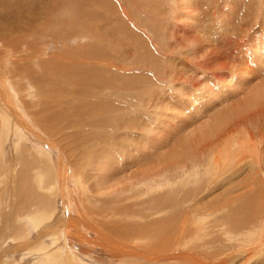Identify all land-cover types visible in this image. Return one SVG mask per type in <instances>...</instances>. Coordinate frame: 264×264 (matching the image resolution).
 <instances>
[{
	"label": "rangeland",
	"instance_id": "374dc122",
	"mask_svg": "<svg viewBox=\"0 0 264 264\" xmlns=\"http://www.w3.org/2000/svg\"><path fill=\"white\" fill-rule=\"evenodd\" d=\"M9 1L0 0V27L7 29L8 34H10L9 37L12 39L24 40L25 45H27L26 55L35 56L34 59L30 58L29 60L28 67L31 68L29 70L42 74L41 76L38 75L39 79L34 80L35 84H33L38 89V97L34 93L33 85L28 80L22 82L15 79L19 85H25L24 92H19L16 87L18 84L14 83L13 86L16 93H21L25 97L22 98L25 101L24 104H27L25 108L27 115L33 117V114L36 115L37 113L40 120L45 118L47 124H42L41 128L33 118H30V122L32 121L31 124L43 136H46L47 141L54 142L56 149L52 148V150L42 145L38 146L46 153L49 152L48 154L53 161L60 160V153L65 161L68 160L69 165H67V168L72 181L67 191L74 190L73 182H75L70 169L72 164L68 155L72 154L74 159L71 160L73 164H76L75 167L73 166L75 169L79 167L82 170L81 168L84 167L82 178L83 181L86 180L85 183H89V188H95L92 184L93 179L87 182L91 175H94L95 178L98 177V179L104 180L102 186L108 189L110 186L119 184L118 182L123 179L122 177L131 176L134 169L125 168L126 171H122L120 161H116L120 169L112 174L113 176L109 174V177H107L103 172L99 174L95 172L99 166H97L98 163L95 159L99 158L102 161L104 156H108L113 150H117L114 153V158L121 157L118 152H122L123 149L130 150L131 140H136L140 129L137 130L136 137H134L135 129H142V125H145L146 129L153 130L154 128L157 131L151 137L154 141L159 137L167 138L170 136L168 144L165 143L162 148L156 151V157L150 158V164H154L156 159L157 161L161 159V155H163L162 159L164 160L167 157L166 153L173 149L175 143H178L182 138H193L194 140L197 136L201 137L204 134L203 131L206 130L205 128L212 124L213 121L211 122V120L214 115L222 116L226 113L236 115L235 119L227 126H232L233 130L237 127L234 133L236 138L242 141L248 135L251 136V144L258 151L257 153L260 152L258 163L255 162V168L257 167L258 171L260 169L261 173H264L262 168L264 167V0H104V2L103 0H84V3H82L83 0H44L42 4L39 0H35L38 4L40 3L35 9L37 12L40 11V16H45V25L40 27V22H37L36 28L34 27L27 34L19 30V32H12L14 27L23 30V27L20 26L21 21L24 23L25 18L29 17L27 13H24V8H27L26 1H24V4L15 0L10 2V5L8 4ZM102 3L105 4L102 5ZM81 4L82 7L79 6ZM184 5H187L188 8ZM76 8H79L80 15L76 12ZM31 11L32 9L28 13ZM15 13H22V18L21 20L18 19V22L14 20ZM77 15L79 16L76 17ZM71 22L76 23L77 34L72 35V30L68 28V24H72ZM15 24L18 26H15ZM88 25H90V28ZM71 32L72 34H70ZM82 33H85L84 36ZM0 50L6 54L4 51L6 50V44L0 42ZM9 54H6V65L3 64V66H6L3 67V72L6 69L7 73L5 74L8 78L14 72V66L11 63L13 56H9ZM16 55H18V52ZM37 55H45V59L39 58L37 60ZM2 57L4 58L3 55H0V58ZM14 57L19 58V56ZM45 60L50 66L58 64L59 67L54 70L51 69L52 66H46V70H44L42 64ZM76 72L81 75L79 78L75 74ZM45 76L48 78H44ZM72 85L74 86L71 91ZM229 87L233 88L230 89ZM56 88L57 90H55ZM28 91L30 96L26 98L24 93ZM17 100L20 102L19 98ZM42 105L44 109H42ZM194 107L200 108L199 110L203 116L194 118L192 112H194V109L198 110ZM82 116H85L86 119L80 120ZM66 117H72L76 120L73 121L74 123L69 124L70 127H67V131L60 125L63 124V120L60 119ZM140 117L141 119H139ZM173 117L175 120H173ZM187 117H190V119H187ZM135 118L137 120H134ZM193 118L192 122L191 119ZM100 119L103 121L101 122ZM97 120H100V122L95 123L94 121ZM188 120L190 123L185 124ZM127 121H130L131 125ZM31 124L29 129L34 130L35 127ZM39 125L41 124L39 123ZM43 126L50 135L48 132H44ZM120 127H123V129L126 127L127 130H122V132L119 130L122 129ZM74 129L79 132V135L84 133V137L89 134V139H94L98 135L97 141L100 143L97 150L95 147L94 149L85 147L73 150L67 146L69 142L62 141L60 137L66 132L73 134ZM182 129L185 132H181ZM111 132H114L111 136L115 137L114 141H110ZM124 133H127L126 137H124ZM121 137H124L123 142ZM34 144L32 142L33 147H35ZM91 144H88L89 147ZM1 145L3 148V150L1 148V152H4L5 157H11L14 142L7 139V142ZM32 150L37 151L36 149ZM200 150L201 147H198L194 153L197 154ZM193 154L189 155L184 167L189 168L193 163L198 164V158L192 161ZM240 159L237 156L235 161H240ZM259 162L261 165H258ZM173 169L174 167L170 166L166 172L172 178L179 175L177 170L172 174ZM237 170L238 165L233 164L216 176L206 177L202 181L204 195L210 194L208 202L214 197L227 199L234 197L235 194L236 196L238 194L239 197L246 196L242 198L243 203L240 200L241 202L239 201L238 204L236 202L233 205V207L236 206L234 209H239L237 207L239 206L242 211L240 210L241 212L237 213V219L231 224L240 225L247 214H250L249 216L251 214L259 215L258 218L260 219L257 220L256 224H261L264 221V218H262V216L264 217V192L259 193L261 191L257 188L258 185L255 188L259 192L256 190H254L255 192L248 191L249 189L246 188V185L244 186V183L246 177L253 176V179H255L253 181L257 184L259 180L255 177H261L262 174L259 173L258 176H254V172L248 167L244 168L239 176H235L234 173L238 172ZM122 172L126 173L122 174ZM238 181L241 182L240 184L243 183V186L240 187ZM231 187H236L234 190L236 193L227 196L231 192L229 190ZM242 187L245 189L243 190ZM190 188L191 185L184 191L185 200L189 202L186 205H191L188 194ZM107 189L102 191L104 193L101 192V194L95 193L98 189H94L93 192L90 189L86 193L87 200L85 202L84 193L82 196L80 191L75 188L79 193L76 194L77 197L75 196L71 212L63 211L60 197L56 204L57 212L63 213L66 219L75 220L65 240L62 239L63 244L66 249L79 253V258L86 264H118L117 261L111 259L110 250L105 246V244L110 246V206L116 200L110 199V191L108 192ZM5 192L7 193V191ZM107 193L109 194L107 195ZM177 194L181 193L177 191ZM249 194L254 195L251 197ZM0 196L2 205L7 196L4 199L5 193L2 191H0ZM133 200L126 201L125 204H140L138 203L139 200H134L135 202ZM261 200L263 201L261 202ZM192 202H195V200ZM258 202L260 204H257ZM203 203H207V201L205 200ZM212 204L213 212H215L214 210L218 208L217 201L212 200ZM247 205L249 208L246 207ZM85 208H88L92 213L89 214L88 225H81L78 223V214L81 211L85 212ZM194 208H196V205ZM138 209L139 207L135 205L126 208V211L129 212L126 224H130L126 229H130V231L133 230V226L136 227L132 219ZM211 211L212 209L208 212L205 210L202 212L211 213ZM214 214L219 216V219L221 218V212H215ZM155 220H159L158 217L147 221V223L151 224ZM195 220V227L206 220L211 221L212 224L214 223L212 215H207L203 219L195 217ZM57 229L61 233L63 228ZM47 231L51 233L48 228ZM47 237H44L43 241H39L37 233L32 232V244L36 243V246L33 245V247L46 246L51 249L53 240ZM257 243L259 244V241ZM232 244L234 246L230 248L231 255L226 256L225 259H232V264L234 262L242 263L246 258L243 253L245 248L236 242ZM7 245H9L8 248L12 249L13 242L9 240ZM260 246H257L256 249L262 248L264 245ZM254 248V246H252V249L250 247L247 254H251L250 251ZM12 250L8 253L4 251L6 254L3 255L2 253L1 255L2 259L8 263H10L9 261L12 263L13 261H21L20 257L26 253L21 250L22 254L20 252L14 254V248ZM218 261L221 262L223 259ZM252 262L254 260L250 261V263ZM31 263L26 262V264Z\"/></svg>",
	"mask_w": 264,
	"mask_h": 264
},
{
	"label": "bare ground",
	"instance_id": "6f19581e",
	"mask_svg": "<svg viewBox=\"0 0 264 264\" xmlns=\"http://www.w3.org/2000/svg\"><path fill=\"white\" fill-rule=\"evenodd\" d=\"M14 1H9L8 4L10 5V2ZM19 1L23 3L24 1H26L27 8L24 6V13H27V16L29 17L25 18L24 23H22V21L21 24L19 23L20 26L23 27V30L18 27H14V31L12 32H16L19 30L20 32L24 31L27 34L29 33V31L33 30L34 27L36 28L37 22H40V27H44L45 16H40V11L37 12V10L35 9L39 6L40 3L38 4L35 0H18V3ZM39 1L41 2V4L44 2V0ZM82 3H84V0ZM13 4L15 5V3ZM104 4L102 3V5ZM79 6L82 7V4ZM31 9L32 14H30L31 12L28 13ZM75 10L79 15L81 14L79 13V8H76ZM22 13H15L16 16L14 20L16 22H18V19L21 20ZM79 15H77L76 17H78ZM71 23L72 24H68V28L72 30L73 34L72 32L70 34H77L76 23ZM15 26L18 25L15 24ZM88 26L90 28V25ZM3 28L4 27H0V42L6 44V50H4L6 54H9L12 51L9 56H13L11 58V63L14 66V72L11 73L10 78H8L5 74L7 73L6 69L3 72V67H6L3 66V64L5 63L6 65L7 59L6 54L4 52H1L0 50V55L4 56V58H0V191L5 193L4 199L7 196L5 200L3 199L4 204L2 205V199H0V264H26V262H32L31 264H86L79 258V253L73 252L68 248L66 249L65 245L63 244L62 239L64 238L65 240L66 235L67 233L69 234L71 230L70 228L75 220L72 219L71 221L69 219H66L63 213L61 214L60 212H57L56 204L58 198L60 197L63 211L71 212V207L72 205H74L75 196L79 193L77 191H80V194L82 196L84 193V201L86 202V193H88L90 189H92V192L94 189H98L95 191V193L101 194V192L106 191L107 188L105 189L102 186L104 180H101V178H99V180L98 177L95 178L94 175H91L90 178L88 177L89 179L87 180V182L90 179H93L92 184L95 188H89V183H85L86 180L84 179L85 181H83L82 178V170L84 169V167L81 166L82 170H80L79 167H76L79 170L75 169L74 165L76 164H73L72 160L74 158H72L71 154L68 156L70 157V163L72 164V168L70 167V169L72 170V173L74 175L73 177L75 179V182H73L74 190H68L69 192L67 191L69 184L72 181L67 168V165H69L68 160L65 161L63 159L62 154L60 153V160L53 161V159L48 154L49 152L46 153L42 148L38 146L42 145L46 148L56 149L54 142L47 141V139L45 138L46 136H43L40 131H38L37 128L33 124H31L32 121L30 122V118H33L34 120H36V123L41 128L42 124H47L45 118L40 120V117H38L37 113L36 115L33 114V117H29L25 112V108L27 107V104L25 105V101L23 100V98L25 97H23L21 93H16L15 88L13 86L14 83L16 85L18 84V86L16 87L19 89V92H24L25 85H19L18 81L16 82L15 79L21 80L22 82H24V80H28L33 85L35 84L34 80L39 79L38 75H42L37 74V71L29 70L31 69L30 67H28L29 60L30 58L34 59L35 56L29 54L26 55L27 45H25L24 40L22 38L21 39L23 41L12 39L11 37H9L10 34H8V30ZM17 52L18 55H16ZM14 56H19V58L17 59ZM44 57L45 55H37L36 59L38 60L39 58ZM57 65L58 64H52L51 67L49 63L46 62V60L42 64L44 70H46V66H50L51 69L55 70L59 67ZM75 74L78 75V78L81 76L78 74V72H76ZM46 77L47 76H45L44 78ZM73 86L74 85H72V88L70 89L71 91L73 90ZM33 87L35 91L34 93L37 94L38 89L34 85ZM55 90H57V88ZM29 93V91L24 93L26 98H29ZM17 98L20 99V102L17 100ZM42 107V109H44L43 105ZM194 108L198 109H194V112H192L194 118H196V116H203V114L199 110L200 108ZM85 116L80 117V120H83ZM190 117H187V119H190ZM235 117V114L228 113L223 114L222 116L214 115L213 119L211 120V122L213 121L212 124L205 128L206 130L203 131L204 134H202L201 137L197 136L193 140V138L190 139L184 136L185 138H182L181 140H179L178 143H175V147L166 153L167 157H164V160L162 159L163 155H161V159L159 161H157L156 159L154 161V164H150V158L156 157V151L162 148L163 145L169 141L170 136L167 138L159 137L156 141H154L151 137L152 134L154 132L156 133L157 131H155L154 128V131L148 128L146 129L145 125H142V129H135L134 137H136L135 134H137V132L139 131L138 129H140V132H138L136 140H131L132 145H130V150L123 149L122 152H118L121 157L114 158V153L115 151L117 152V150H113V152H111L108 156H104V161H101L99 158L95 159L98 163L97 166L99 165L96 168L95 172H97L98 174L103 172L104 175L106 174L107 177H109V174L110 176H113L112 174H115L120 169V167L117 165L118 162L116 161H120L122 171H126L127 168L129 170L134 169L132 171L131 176H124L122 177L123 179H121L120 176L121 180H119V184L108 187V189L110 190L107 189L108 192L110 191V199H116L114 201V204L110 206V246L103 243L105 244V246H107L108 250H110L112 260L117 261L118 264H232V259L228 258L227 260L225 259V257L231 255L230 248L234 246L232 243L236 242L237 244L245 248L243 249V253L245 254L246 258L242 263L234 262V264H249L251 260H254V262L250 264H264V246H262V248L258 247L259 249H256L257 246L264 245V221L261 224H256L257 220L260 219L258 218L259 215L251 214V217L249 216L250 214H247V217L240 225L236 226V224H231L234 222L235 219H237V213H240L242 211L239 206H237L239 209H234V207L236 206L233 207V205L236 204V202L238 204L240 200H242L243 203L242 198L246 196L239 197L238 194L236 196V192L234 191L236 187H231L229 188L231 192H229L227 196L232 193L235 194L234 197L232 196L227 199H223L221 197H214L208 202V196H210V194L204 195V189L202 188V181L206 177L208 178L214 175L216 176L222 170L230 167L233 164L238 165V172L234 173L235 176H239L242 170L248 167L252 169L251 171L254 172V176H258V174L261 173L260 169L259 172L257 170V167L255 168V162L258 163V157H260L258 155H260V152L257 153L258 151H256L253 147V144H251V136L247 134L248 137L241 141V139L236 138V136L234 135L235 131L237 130V127L234 130L232 126L227 127L235 119ZM147 118L150 119L149 117ZM194 118L191 119L192 122ZM37 119H39L40 121H37ZM69 119L71 120L69 121ZM139 119H141V117ZM60 120H63V124L60 125L65 131H67V127H70V123L76 121L72 117H66ZM100 120L94 122L98 123L100 122ZM134 120L137 119L135 118ZM173 120H175V118ZM102 121L103 120H101V122ZM140 122H142V120ZM188 122L189 120L186 121L185 124ZM39 123L41 125H39ZM127 123H130V121H127ZM30 124L35 127L34 130L29 129L31 127L29 126ZM129 125H131V123ZM187 125L189 126V124ZM126 127L125 129L127 130ZM120 128H122L119 129L120 131L125 130L123 129V127ZM42 129L44 130V132H46V128L44 126L42 127ZM181 132L185 131L182 129ZM78 133L79 132H77L76 130L75 132H73V134H69L66 132L63 133L62 136L60 135V139L62 141L69 142V145L67 146H69L73 150L76 148L80 149L85 147L88 149H94L95 147L97 150V147L100 143H98L97 141L98 135H96L94 139H89V134L84 137V133H82L81 135H79ZM48 134L50 135L49 132ZM112 134H114V132H111L110 134V141L115 140V137H111ZM126 136L127 133H124V137ZM123 138L121 137V141ZM7 139H10L14 142L13 155L11 157L9 156L8 158L5 157L4 152H1V144L7 142ZM59 141H57V143H59ZM32 142L35 143L34 145L36 148L33 147ZM89 143H92L90 147L88 145ZM198 147H201V150L199 151V153L195 154L194 152L197 151ZM32 149H36V153ZM190 154H193L191 157L192 161L198 158V164L193 163L191 164V167L187 168L184 166L186 165ZM237 156L241 158L240 161H235ZM84 164L87 165L86 162H84ZM258 165H261L260 162ZM170 166H172V168L174 167V169L172 170V174L175 173L176 170L178 171L179 177L176 176L178 177V179H176V177H169V175L166 174V172L168 171L167 169ZM262 168L264 169V167ZM92 171L94 172V170ZM125 173L126 172H122V174ZM261 174V177H255L259 180L257 181V184L253 181L255 180L253 179V176L245 178L244 186L246 185V188L248 187V191L255 192L254 190L257 191V188H259L261 192H257H259L260 194L264 192V173ZM240 181H238L239 184L241 183ZM247 181H249L248 184H246ZM189 185H191V188L189 190L190 193H188L191 205H186L189 202H186L185 200L184 191L187 187H189ZM257 185L259 187H257ZM241 186H243V183L240 184V187ZM102 187L103 190L101 189ZM75 188L76 190H78L76 191ZM242 189L244 190L245 188L242 187ZM5 191H7V193ZM177 191H179L181 194H177ZM108 194L109 193H107V195ZM253 195L254 194H252V196ZM133 199L135 201L139 200L138 203L140 204H125L126 201ZM134 200L133 202H135ZM193 200H195V202H192ZM205 200L207 201V203H203ZM212 200L217 201L218 208L214 211L221 212L220 219L219 216L215 215V212H213ZM262 201L263 200H261V202ZM257 204H260V202H258ZM134 205L138 206L139 209L136 211L135 216L132 219L136 227L133 226V230L130 231V229H126V227L130 225L126 224L128 222L126 218L129 216V212L126 211V208ZM195 205L196 208H194ZM246 207L249 208L248 205ZM211 209V213L202 212L203 210L208 212V210ZM85 210V212L81 211L78 214V223H80L81 225H88L87 221L88 219H90L89 214L92 213L88 208H85ZM207 215H212L214 223L212 224L211 221L206 220L203 221L199 226L195 227V217L203 219ZM156 217H158L159 220H155L151 224L147 223V221L152 220ZM262 218L264 217L262 216ZM254 219L256 221H253ZM46 226H48L47 228L50 230L51 233H48ZM60 227L63 228L61 229V233L58 231V229L56 230V228ZM32 232L37 233L39 241H43V238L48 236L47 238L53 240L51 243L52 248L50 247L51 249H48V247L46 246L34 248L33 245H35L36 243L32 244ZM84 234L86 233L84 232ZM9 240L13 242L12 249L14 248L15 250L14 254H16V252H26L25 254L21 253V261H13V263L9 261L10 263H8L2 259V253L3 255L6 254V252L4 251H7V253L10 250L13 251L11 248H8L9 245H7V242ZM257 241H259V244L257 243ZM252 246L255 247L253 249L254 251L251 250V254H247L250 247L252 249ZM1 248L3 249L2 251ZM244 254L242 255L244 256ZM221 259H223V261L217 262V260ZM239 260L241 259L239 258Z\"/></svg>",
	"mask_w": 264,
	"mask_h": 264
}]
</instances>
